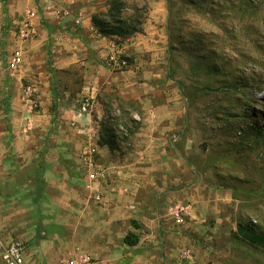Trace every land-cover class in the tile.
Listing matches in <instances>:
<instances>
[{
	"label": "crops",
	"instance_id": "crops-1",
	"mask_svg": "<svg viewBox=\"0 0 264 264\" xmlns=\"http://www.w3.org/2000/svg\"><path fill=\"white\" fill-rule=\"evenodd\" d=\"M165 1L150 0L143 31L123 40L132 67L115 72L105 64L108 43L91 31L93 16L108 11V0H0V244L13 235L32 241L29 262L55 264L66 250L52 245L72 241L106 246L95 256H167L175 264H201L200 256H217L220 248L231 256L238 229L232 194L203 179L190 157L193 127L167 75ZM27 10L37 36L22 42L18 23ZM79 14L83 22L76 28ZM16 49L23 50L24 62L10 71ZM84 97L92 98L88 114L78 109ZM112 102L133 129L124 126L122 134L110 126V145L102 122H109ZM88 137L97 167L106 172L97 182L82 158ZM86 225L92 236L82 239ZM128 234L137 245L124 243ZM116 245L128 251L118 254ZM187 248L196 249L192 262L182 260Z\"/></svg>",
	"mask_w": 264,
	"mask_h": 264
},
{
	"label": "rangeland",
	"instance_id": "rangeland-1",
	"mask_svg": "<svg viewBox=\"0 0 264 264\" xmlns=\"http://www.w3.org/2000/svg\"><path fill=\"white\" fill-rule=\"evenodd\" d=\"M124 1L126 16L138 8L144 14V23L150 0ZM165 3L169 15L167 75L177 83L193 127L188 134L193 142L190 157L203 179L232 194L235 227L249 223L264 233V0ZM123 40L118 42L124 44ZM112 103L109 126L122 134L126 133L124 126L133 129L130 117L118 112V105ZM89 231L86 225L82 239ZM13 237L22 240L26 247L31 246L32 241L25 237ZM232 243L231 256H222L220 248L217 256H200L199 262L264 264L261 249L234 240ZM77 246L89 248L94 255L93 264H146L151 258L153 264H161L162 259L163 264L171 262L167 256H95L106 247L103 245L88 244L86 248L73 241L52 245L66 250L61 258ZM206 248L210 246L203 249ZM115 250L118 254L128 251L123 245H116Z\"/></svg>",
	"mask_w": 264,
	"mask_h": 264
},
{
	"label": "built area",
	"instance_id": "built-area-1",
	"mask_svg": "<svg viewBox=\"0 0 264 264\" xmlns=\"http://www.w3.org/2000/svg\"><path fill=\"white\" fill-rule=\"evenodd\" d=\"M57 13L63 17L71 16V11L68 9H58ZM33 12L27 10L26 15L18 23L17 37L22 42H29L36 38L37 30L33 23ZM83 18L79 14L74 24L76 28L82 25ZM91 31L97 35L101 40L106 41L109 46V51L105 56V64L108 68L115 72H121L129 70L132 67L128 56H126L125 48L122 43L116 40V37L102 35L98 29L92 25ZM24 54L22 49H16L13 51L9 61L7 62V68L10 71L18 70L24 62ZM33 93V88L28 87L25 91L27 96H31ZM79 111L82 114H88L92 109V98L84 97L79 102ZM173 141H177V137H173ZM97 153L95 146L91 143V137H88L87 145L84 149L82 158L91 171L90 179L91 182H97L103 180L106 177V172L103 169L97 167ZM91 188V185L87 186ZM94 200L97 203L102 202V196L96 194ZM1 257L3 264H35L27 260L26 252L27 248L23 241L18 238H11L5 244H0ZM182 260L194 261L196 256V249L187 248L182 252ZM94 259L89 252L84 250L82 247H75L72 252L64 258H61L55 264H93Z\"/></svg>",
	"mask_w": 264,
	"mask_h": 264
},
{
	"label": "trees",
	"instance_id": "trees-1",
	"mask_svg": "<svg viewBox=\"0 0 264 264\" xmlns=\"http://www.w3.org/2000/svg\"><path fill=\"white\" fill-rule=\"evenodd\" d=\"M108 6L107 12L99 13L92 18L94 26L102 35L124 39L143 31L145 17L140 9L134 8V14L126 16L124 0H108ZM107 123L109 122L103 121L102 127L108 138L107 142L112 145L114 130ZM232 239L264 252V233L258 232L252 224L238 223V229L232 233ZM124 243L130 247L135 246L138 238L133 234H128L124 238Z\"/></svg>",
	"mask_w": 264,
	"mask_h": 264
}]
</instances>
